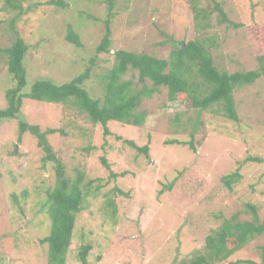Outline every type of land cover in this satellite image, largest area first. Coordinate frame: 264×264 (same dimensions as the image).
Here are the masks:
<instances>
[{
	"label": "rangeland",
	"instance_id": "374dc122",
	"mask_svg": "<svg viewBox=\"0 0 264 264\" xmlns=\"http://www.w3.org/2000/svg\"><path fill=\"white\" fill-rule=\"evenodd\" d=\"M41 1L47 0H24L25 13L11 29L15 12L1 9L0 0V48L17 35L27 44L24 91L38 78L66 82L94 57L84 85L92 97H101L99 75L112 66L114 50L167 59L173 42L200 35L215 40V63L229 73L255 69L256 55L262 51L243 26L218 22L210 0H114L110 53L96 55L107 13L104 0H65L66 8L36 5ZM215 1L235 23L264 25V0ZM194 9H205V29L195 28ZM68 25L78 34L80 46L66 41ZM122 78L141 86L134 70ZM13 85L0 54V108L6 105L5 89ZM233 98L236 122L210 110H186L169 101L167 89L159 86L142 99L140 109L147 112L142 125L111 121L106 137L99 124L75 107L25 98L18 118L0 121V264H47V246L39 239L50 229L44 203L45 191L54 183L53 163H42L44 153L29 132L18 141L19 119L37 124L41 131L62 130L46 138L68 176L83 174V209L75 217L65 264H79L77 249L84 242L92 244L87 260L94 264H179L202 248L210 229L223 219L234 213L249 219L245 203L254 204L264 221V76L235 88ZM171 112L181 116L176 130L169 121ZM123 140L148 145V156ZM248 156L263 162L248 161ZM236 169L241 177L228 189L221 178ZM262 244L264 234L215 264L258 261Z\"/></svg>",
	"mask_w": 264,
	"mask_h": 264
},
{
	"label": "trees",
	"instance_id": "16d2710c",
	"mask_svg": "<svg viewBox=\"0 0 264 264\" xmlns=\"http://www.w3.org/2000/svg\"><path fill=\"white\" fill-rule=\"evenodd\" d=\"M23 2L24 0H2L1 9H11L15 12V16L10 19L11 29L14 27L15 20L25 13ZM210 2L212 9L219 16L218 22L227 23L232 27L243 26L255 40L260 42L262 51H258L256 55L255 69L232 73L219 69L212 55L215 40L200 35L186 42H173L167 59L157 58L145 52L114 50L112 66L99 75L102 84L101 97H92L84 85L91 75L92 65L95 64L94 57L90 59V65L84 71L66 82L57 84L49 79L38 78L32 82L28 91H24L27 73L23 60L27 44L17 35L7 46L0 48V54L5 59L6 70L14 83L12 87L5 89L6 105L0 108V121L18 118L25 98L39 102L60 103L66 108L67 106L75 107L78 112L84 113L92 124H99L103 137H106L110 134L108 123L111 121L132 126L142 125L147 115L146 110L140 109L142 99L150 97L159 86H164L167 89L168 100L180 103L186 110L197 112L210 110L214 114L236 122L238 116L233 98L234 89L249 85L260 76H264V25L235 23L227 17L217 1L210 0ZM104 3L107 13L103 20L104 31L95 47L96 55L110 53V23L113 18L114 0H104ZM39 4H55L59 8H66L68 5L65 0H47L43 3L41 1L36 5ZM193 11L195 12V28L205 29L207 24L202 20L205 9L203 13H199L198 9ZM65 39L74 46L81 45L78 34L70 25L67 26ZM128 70L137 72L140 88L132 86L131 80L122 78ZM146 80L150 82V86H147ZM180 117L178 112L170 114L169 121L173 123L175 130L181 124ZM193 130H196V125ZM56 131L62 132L53 128L41 131L37 124L18 120V141L24 132H29L37 139L36 144L44 153L42 163H53L54 183L46 189L44 203L50 220V229L47 235L39 239L41 244L47 246V264H65V255L71 244L75 217L83 209L82 201L85 195L81 185L82 172H76L73 177L68 176L63 163L46 138L48 134ZM116 138L121 139L119 136ZM123 141L138 153L148 156V145L138 146L132 140ZM173 142L183 143L178 140ZM188 145L194 150L192 140L188 142ZM246 159L256 163L263 162V159L257 156H248ZM100 160L105 168H109L104 157ZM240 177L236 169L222 176L221 180L228 189H231L232 183L238 181ZM14 201L16 202L15 198ZM109 204L112 205L111 200ZM245 206L250 213L249 219H240L236 213L223 219L220 224L210 229L204 238L202 248L192 254L187 261H181L179 264H215L226 261L250 240L264 234V221L259 219L257 207L252 203H245ZM91 249V242H84L78 246L79 264H94L87 260ZM258 257V261L239 259L229 261V264H264V244L258 247Z\"/></svg>",
	"mask_w": 264,
	"mask_h": 264
}]
</instances>
